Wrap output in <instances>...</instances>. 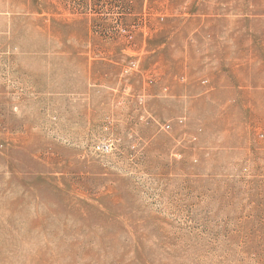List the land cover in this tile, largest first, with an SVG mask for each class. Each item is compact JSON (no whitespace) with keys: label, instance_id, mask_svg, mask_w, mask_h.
Wrapping results in <instances>:
<instances>
[{"label":"rangeland","instance_id":"rangeland-1","mask_svg":"<svg viewBox=\"0 0 264 264\" xmlns=\"http://www.w3.org/2000/svg\"><path fill=\"white\" fill-rule=\"evenodd\" d=\"M0 264H264V0H0Z\"/></svg>","mask_w":264,"mask_h":264}]
</instances>
